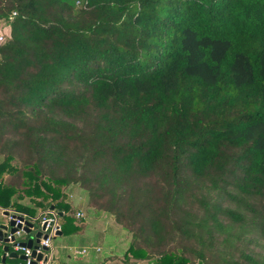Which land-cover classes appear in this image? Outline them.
Segmentation results:
<instances>
[{"label": "trees", "instance_id": "obj_1", "mask_svg": "<svg viewBox=\"0 0 264 264\" xmlns=\"http://www.w3.org/2000/svg\"><path fill=\"white\" fill-rule=\"evenodd\" d=\"M0 207L66 189L121 264H264V0H0Z\"/></svg>", "mask_w": 264, "mask_h": 264}, {"label": "built area", "instance_id": "obj_2", "mask_svg": "<svg viewBox=\"0 0 264 264\" xmlns=\"http://www.w3.org/2000/svg\"><path fill=\"white\" fill-rule=\"evenodd\" d=\"M4 41L5 37L0 33V44H2ZM1 210L7 213V215L4 213V218L8 220L7 223L15 221L16 226L21 225V228H19L14 234H10L9 231L4 232L6 233L5 238L8 239V243L5 244L0 242V244H3L4 246L8 245L10 250L12 249L15 253L22 252L26 257V261H24L25 264H53L55 257L53 240L59 236V233H62V224L59 212L50 208L43 211L38 217H30L27 214L17 212L13 208H2ZM83 216L84 214L81 212H78L76 215L77 218H82ZM39 220L40 227H44L39 243L34 244L32 248L22 246L20 243H24L26 241L19 240L22 239L23 235H27L24 231L26 222L35 224ZM12 237H14V239ZM89 250L90 248H83L81 250L75 249L72 250V255L75 258L86 256ZM97 251H99V249H97ZM34 252L35 255L33 256ZM9 254L10 251L6 255L9 256ZM39 256H41L40 259H38Z\"/></svg>", "mask_w": 264, "mask_h": 264}, {"label": "rangeland", "instance_id": "obj_3", "mask_svg": "<svg viewBox=\"0 0 264 264\" xmlns=\"http://www.w3.org/2000/svg\"><path fill=\"white\" fill-rule=\"evenodd\" d=\"M0 33L4 35V37L9 36L10 28L1 25ZM65 191L67 194V201L71 204L73 208V212H71V214L75 217L76 224L89 225L90 222L94 221L97 215H101V214H103L101 216L103 217L102 218L103 221L106 222L104 220V218H108L105 215L106 213L104 214L103 212H98L96 209L93 208V206L89 205L88 199L86 197V193L84 192L83 189H81L79 186H75L72 188H67ZM78 212L83 213L84 216L82 218H77L76 215ZM39 215H40V212L37 213L36 217H38ZM108 219H109L108 220L109 222H106L108 223V225L110 223V225H113V226H117V227L120 226L113 220L112 217ZM7 222L8 220L6 218H3L0 214V226L5 225ZM61 224H62V221H61ZM36 227L40 228V220L36 222ZM98 229H99L98 227L94 228L95 231H97ZM34 235H35V231H33L29 235H23L22 239L20 238L18 239H20L19 241H28L29 239L33 238ZM127 235H128V232H127ZM91 238H92L91 236L88 237V236H85L84 234L83 235H80V234L68 235L64 233L63 235L55 238L53 240V247L55 250L54 263L55 264H83L85 262V258L83 257L75 258L72 255V250H75V249L81 250L84 247L87 249L90 248V251H92L91 246L89 247L87 246L90 244V242L88 241ZM255 250L260 253L261 252L264 253V249L261 246L256 247ZM17 254L23 255L22 252H18ZM13 261H14V264H25V262L20 259H14ZM98 262L101 263L102 259H99Z\"/></svg>", "mask_w": 264, "mask_h": 264}, {"label": "crops", "instance_id": "obj_4", "mask_svg": "<svg viewBox=\"0 0 264 264\" xmlns=\"http://www.w3.org/2000/svg\"><path fill=\"white\" fill-rule=\"evenodd\" d=\"M2 208L0 207V214L4 218L5 212L1 210ZM42 212H40V214ZM102 215L103 214L97 215L93 222H90L89 225H85L82 234H80L92 237L88 241L90 244L87 245L88 247L91 246L92 251L89 250L88 255L82 256L85 258V262L83 264H121L120 260L127 249L130 237L129 234L127 235V232L121 229L120 226H113L110 225V223L108 225L106 222H109V215L105 214L106 217H108L104 218L106 222L103 221V217H101ZM96 227L99 228L97 231L94 230ZM97 249H99V251H97ZM12 253L15 254V252L11 249L10 254ZM4 255V245L0 244V263H2ZM14 259V256H7L5 264H14ZM99 259H102L101 263L98 262ZM53 264L55 263L53 262Z\"/></svg>", "mask_w": 264, "mask_h": 264}, {"label": "water", "instance_id": "obj_5", "mask_svg": "<svg viewBox=\"0 0 264 264\" xmlns=\"http://www.w3.org/2000/svg\"><path fill=\"white\" fill-rule=\"evenodd\" d=\"M52 209H54V207H51ZM5 215H7V213H5ZM62 216V214H61ZM21 219V218H20ZM21 228V225H17L16 226V222L15 221H11L9 223H6L5 225L0 226V242H3L5 244L8 243V239L5 238L6 237V233L9 231L10 234H14L15 232H17V230ZM44 229V227H40L37 228L36 227V223H30V222H26V226L24 228V231L27 235L31 234L33 231H35V235L33 236V238L29 239L28 241L24 242V243H20L22 246L24 247H28V248H32L34 244H38L40 241V238L42 237V230ZM62 233H59V236H61ZM14 239V237H12ZM10 251V247L8 245L4 246V252L5 255L2 258V264H5L6 262V257H7V253ZM35 255V252L33 253V256ZM10 257H13L15 259H20L23 261H26V257L24 255H18L17 253H12L9 254ZM41 256L38 257V259H40Z\"/></svg>", "mask_w": 264, "mask_h": 264}]
</instances>
